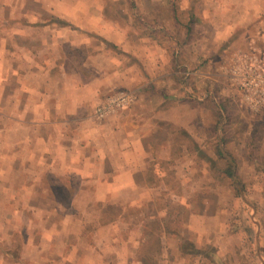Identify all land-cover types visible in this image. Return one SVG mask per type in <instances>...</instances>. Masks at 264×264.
Instances as JSON below:
<instances>
[{"label":"rangeland","instance_id":"obj_1","mask_svg":"<svg viewBox=\"0 0 264 264\" xmlns=\"http://www.w3.org/2000/svg\"><path fill=\"white\" fill-rule=\"evenodd\" d=\"M58 1L67 4L68 0H0V62L3 61L1 54L6 37L4 28L15 26L14 23L5 25L2 17L27 16L30 20L45 17L47 20L58 12H67L71 16L68 7L56 6ZM80 1L79 5L89 11L88 16L99 14L118 21L120 26H124L122 20H126L125 26L129 30L144 33L148 32V27H153L155 39L161 41H164V35L160 31L168 30L164 23L166 16L175 17L183 31L187 27L189 40L196 36V33L191 34V29L194 27L192 21L198 18L200 23L194 29L200 31L197 35L205 36L200 48L203 57L195 63L197 66L194 62L189 66L203 75L190 78L187 84L193 88L199 86L197 91L205 95L202 107L197 106L203 108L202 119L197 124L209 151L199 152L194 138L178 126L161 120L150 121L151 138L145 143L143 154L148 165L141 169L145 183L140 187L117 185L120 196L116 200H88L77 194L71 206V186L73 192L81 186L78 183L71 185V174L65 171L55 174L50 169V174L43 177V184H36L32 181L35 169L28 168V176L18 173L20 177H17L14 171L20 172L19 169L6 171L1 166L6 121L0 114V176L8 175L12 182L21 181H0V264H74L75 261L78 264H148L145 256L162 264L161 251L163 247L169 250L171 244L168 246V243L172 240L178 243L187 264L192 263L194 259L190 254L195 252L205 257L202 264H259V259H264V199H245L243 184L239 181H244L250 170L238 167L243 160L237 156L233 179L224 173L229 166L228 160L217 156L214 150L220 141L226 154L242 157L245 142L264 143V136H260L261 130L264 131V113L253 115L251 109L240 104V94H234L223 82L222 79H228L225 74H218L221 71L218 63L227 65L230 59L227 53L246 48L251 36L253 39L259 36L252 42V47L264 51V0H157L155 4L150 0ZM213 14L226 22L220 27L223 29L220 36L215 25L208 22ZM230 20L232 27L238 28L230 35L233 37L231 42L219 44V53L227 50L221 58L217 52L214 54L212 47H217L216 42L224 38ZM204 21L207 23H202ZM161 25L163 28H159ZM25 26L31 39L36 37L39 28L49 26L45 28L47 32L53 28V24ZM171 30L167 32L172 33ZM214 37H217L216 41ZM8 38L6 41L12 48L20 47L18 35L12 34ZM177 74L173 75L172 89L176 83L178 91L182 79ZM188 102L189 107H196L193 100L188 99ZM168 103L170 106L175 104L173 101ZM142 110L149 111L143 107L138 110L140 123L148 118ZM128 111L131 113L135 108L132 106ZM10 127L14 131L16 125L11 123ZM246 129L248 133H255L245 136ZM14 136L13 140L18 141ZM16 143L19 147V141ZM112 188L115 190L116 186ZM132 190L141 198L138 203H134L136 193ZM71 209L76 213L74 224L77 218L85 222V225L82 223L85 227L82 234L77 235L73 230L71 236ZM106 223L108 229L98 227ZM196 223L201 224L205 232L192 231L191 226ZM211 237L214 246L207 241ZM83 256L87 260L84 261Z\"/></svg>","mask_w":264,"mask_h":264},{"label":"crops","instance_id":"obj_2","mask_svg":"<svg viewBox=\"0 0 264 264\" xmlns=\"http://www.w3.org/2000/svg\"><path fill=\"white\" fill-rule=\"evenodd\" d=\"M150 2L155 4L158 1ZM60 4L71 10V16L67 15V12L66 14L58 12L57 15L49 16L47 20L45 17L36 20H30L27 16L2 17L5 25L7 23L15 25L9 29L5 26V41H8L9 35L16 34L21 45L18 49L12 48L4 41L1 54L3 61L0 62V73L3 76H0V105L2 104L0 114L6 121L1 166L7 169L6 171L19 169L20 172L14 171L17 177H20L18 173L28 176V168L35 169L32 181H36V184L39 182L43 184V177L50 174V169L54 170L55 174H61L62 171L71 174V185L74 183L81 185L75 192L71 186L73 206L77 194L88 200L94 198L116 200L120 196L117 185L131 184L133 187L145 183L142 170L148 162L143 158V154L145 143L151 138L150 121L161 120L178 126L194 138L199 152L207 153L209 149L204 146L203 131L201 128L198 129L197 124L203 116V108L197 106L199 104L202 107L205 95L197 91L199 86L193 88L187 84L190 78L203 75L200 70L193 71L189 66L192 62L197 66L195 63L203 57L200 48L205 36L197 35L200 31L194 29L200 23L198 18L192 21L194 27L191 29V34L196 33V36H191L189 40L187 27L183 31L175 17L166 16L163 18L164 23L168 30L172 28L173 30L172 33H168L166 29L160 31L164 35V41H161L155 39L156 32H153V27H148V32L144 33L135 29L129 30L125 26L128 23L126 20H122L124 26H120L118 21L109 20L99 14L88 16L89 11L79 5L80 0L77 2L68 0L67 4L58 1L56 6ZM223 20L215 14L208 20L215 25L218 36L223 30L220 27L226 23ZM28 24H53V28L47 32L45 28L49 26H43L39 28L36 37L31 39L25 26ZM159 28H163V25ZM237 28L236 25L232 27L230 20L224 38L219 43L216 42L217 47H212L214 54L217 52L216 54L222 55L221 58L224 57L223 54L227 50L219 53V44L222 41L231 42L233 37L230 35L234 34L232 32ZM154 30H157L156 27ZM174 30H177V33ZM216 38L214 37V40ZM255 38L258 39L259 36H255L254 39L251 36L248 41L250 44L246 48L229 51L227 54L230 59L235 54L261 50L259 47H252ZM228 63L227 65H223L224 62L218 63L221 70L218 74H225L228 79H222L223 82L234 91V94L237 96L240 94V104L250 110L243 102L241 92L228 77ZM174 73H178L182 79L178 91L175 89L176 83L172 89ZM122 90L133 94L131 105L103 119L96 118L94 110L98 103ZM188 99L193 100L196 107H189ZM169 101L175 104L170 106ZM132 106L135 111L130 113L128 110ZM142 107L149 110H142L148 115L147 123L139 122L141 115L138 110ZM261 112L264 113V109L251 111L253 115L262 114ZM218 113L220 114V110ZM112 120L115 121L111 124ZM11 123L16 125L14 131L11 130ZM248 131L245 130V136L255 133ZM262 131L260 136H264ZM13 136L19 141V147ZM222 147L218 141L214 151L217 153L222 149L225 154L226 151ZM185 150L188 148L185 147ZM242 152L245 154L242 157L240 155L231 157L237 162L238 156L243 160L242 165L238 164V167L251 171L244 181H239L243 184V197L249 200L264 199V143L245 142ZM21 169L25 170L22 172ZM7 176H0V181L4 179L9 183L21 182H12ZM89 185L94 187L91 188ZM114 185L115 190L112 188ZM249 186L254 190H250ZM132 192L136 193L134 190ZM134 198V203L141 199L137 193ZM73 209L71 236L73 230L77 235L85 231L82 225V223L85 225L84 221L77 218L74 224L76 213H73ZM98 227L108 229L107 223ZM191 227L195 233L205 232L201 224L196 223ZM211 238L207 241L214 246V238ZM167 243L166 241V245ZM174 243L176 245L173 248ZM169 244H171L169 250L166 251L163 247L161 251L160 263L187 264L178 243L172 240L168 246ZM190 256L194 259L191 264H202L205 261V257L198 252ZM213 258L216 261V257ZM83 259L87 260L84 256ZM145 259L148 264H156L148 256H145ZM74 264H78L77 261ZM259 264H264V259H259Z\"/></svg>","mask_w":264,"mask_h":264},{"label":"built area","instance_id":"obj_3","mask_svg":"<svg viewBox=\"0 0 264 264\" xmlns=\"http://www.w3.org/2000/svg\"><path fill=\"white\" fill-rule=\"evenodd\" d=\"M227 69L230 81L239 89L243 102L252 111L264 109V51L239 53L231 57ZM133 100L128 91H118L98 103L94 116L103 119L127 109Z\"/></svg>","mask_w":264,"mask_h":264},{"label":"trees","instance_id":"obj_4","mask_svg":"<svg viewBox=\"0 0 264 264\" xmlns=\"http://www.w3.org/2000/svg\"><path fill=\"white\" fill-rule=\"evenodd\" d=\"M217 156H219L220 158L225 157L228 160L229 166L224 171V173L227 174L228 176L232 177L233 174H234L233 164H235V160L231 157V155L226 154V153L224 154V152L222 151V149H219L218 150ZM250 200H252V199H250Z\"/></svg>","mask_w":264,"mask_h":264}]
</instances>
